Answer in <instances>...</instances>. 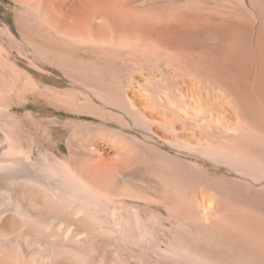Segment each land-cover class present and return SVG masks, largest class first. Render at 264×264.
<instances>
[{
    "label": "bare ground",
    "instance_id": "1",
    "mask_svg": "<svg viewBox=\"0 0 264 264\" xmlns=\"http://www.w3.org/2000/svg\"><path fill=\"white\" fill-rule=\"evenodd\" d=\"M13 1L0 264H264V0Z\"/></svg>",
    "mask_w": 264,
    "mask_h": 264
},
{
    "label": "rangeland",
    "instance_id": "2",
    "mask_svg": "<svg viewBox=\"0 0 264 264\" xmlns=\"http://www.w3.org/2000/svg\"><path fill=\"white\" fill-rule=\"evenodd\" d=\"M21 12H22L21 7L19 5H17V4H15V2L13 0H0V19L1 20L4 19L9 24L12 23L13 27L17 31H18V25L15 24V22L17 23L20 15H21ZM15 20H17V21H15ZM20 37L21 36L19 35V39H20L18 41V45L19 46H17V43L11 42L7 38V36L4 34V32H2V29L0 28V45L2 46V47L0 46V50L2 49L0 51V56H2V54H5L6 56H10L13 60L15 59L19 63V66H21V68L26 69V70H28L30 72H33L34 71L33 66L31 64H29L23 58V56L24 57L26 56L27 58L32 60L33 59V56L31 54L32 52H31L30 48L27 47V45L24 42H22L23 40ZM24 45H26V46H24ZM21 56H22V58H21ZM32 106H33V104H32ZM27 109H30V106H28L27 108H25V107H21L20 108V110H22V111H26ZM34 109H35V111H39L40 110L38 105H34ZM68 117H70V116L67 115V114L59 115L60 119H66ZM36 127H37L36 124L33 123V124H31L30 131L27 132L26 130H23L22 134L24 135L25 132H26V134L30 133V132L34 133V132H36ZM55 137H56V141L63 147V149H66L65 142L61 139L60 135L57 132L55 133ZM16 253H17L16 251H14L12 253L13 256H15L13 261H15V262L17 261L18 262L20 260V256H19L18 253L17 254Z\"/></svg>",
    "mask_w": 264,
    "mask_h": 264
}]
</instances>
